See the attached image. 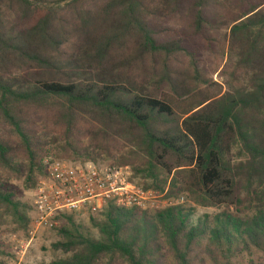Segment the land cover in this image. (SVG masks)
<instances>
[{"label": "trees", "instance_id": "obj_1", "mask_svg": "<svg viewBox=\"0 0 264 264\" xmlns=\"http://www.w3.org/2000/svg\"><path fill=\"white\" fill-rule=\"evenodd\" d=\"M50 153L193 206L60 215L48 264H264V0H0V227Z\"/></svg>", "mask_w": 264, "mask_h": 264}, {"label": "built area", "instance_id": "obj_2", "mask_svg": "<svg viewBox=\"0 0 264 264\" xmlns=\"http://www.w3.org/2000/svg\"><path fill=\"white\" fill-rule=\"evenodd\" d=\"M159 196L131 181L126 168L105 164H75L48 157L31 192L28 234L60 226L58 216L74 214L79 218L100 214L108 205L124 210L157 211Z\"/></svg>", "mask_w": 264, "mask_h": 264}, {"label": "rangeland", "instance_id": "obj_3", "mask_svg": "<svg viewBox=\"0 0 264 264\" xmlns=\"http://www.w3.org/2000/svg\"><path fill=\"white\" fill-rule=\"evenodd\" d=\"M203 60L206 64V68L210 71L212 68L211 60L210 62L207 60V53H204ZM224 63L225 61L223 62L222 60L221 64L223 65ZM220 70L221 68L217 73L212 75V81L222 86V79L219 78L218 75ZM49 156L54 157L51 155V153ZM124 168L127 169V171L130 173V176L132 177L133 172L131 168L127 165L124 166L123 169ZM134 182H138V179L135 178ZM9 185L16 195L15 198L30 206L32 190H25L20 182H12ZM155 192L159 196L158 203L160 205L163 203L168 204L162 209L170 205L172 206L183 203L193 206L189 202H186L184 196H180L179 198H165L164 193L161 194L158 191ZM195 209L196 216H200L202 214H214L218 212L217 210L211 208L203 209L197 207ZM220 210L222 211L223 209ZM28 215H30V213H28ZM81 219L86 220L85 218ZM14 229L15 226L11 225L10 223L0 227V264H48L51 261L61 257L60 253H56L52 250V244L58 240L57 232L53 229L39 232L33 238H31L28 234L29 228H27L26 231H14Z\"/></svg>", "mask_w": 264, "mask_h": 264}]
</instances>
